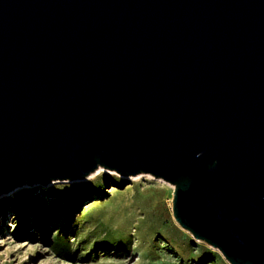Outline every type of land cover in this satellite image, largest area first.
Wrapping results in <instances>:
<instances>
[{
    "label": "water",
    "instance_id": "95a60500",
    "mask_svg": "<svg viewBox=\"0 0 264 264\" xmlns=\"http://www.w3.org/2000/svg\"><path fill=\"white\" fill-rule=\"evenodd\" d=\"M100 165L264 264V0H0V195Z\"/></svg>",
    "mask_w": 264,
    "mask_h": 264
},
{
    "label": "rangeland",
    "instance_id": "374dc122",
    "mask_svg": "<svg viewBox=\"0 0 264 264\" xmlns=\"http://www.w3.org/2000/svg\"><path fill=\"white\" fill-rule=\"evenodd\" d=\"M175 185L100 165L0 195V264H231L181 226Z\"/></svg>",
    "mask_w": 264,
    "mask_h": 264
}]
</instances>
